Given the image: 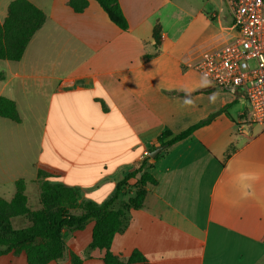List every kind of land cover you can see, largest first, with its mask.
<instances>
[{
	"label": "crops",
	"instance_id": "obj_1",
	"mask_svg": "<svg viewBox=\"0 0 264 264\" xmlns=\"http://www.w3.org/2000/svg\"><path fill=\"white\" fill-rule=\"evenodd\" d=\"M11 1L0 0V24ZM29 1L45 22L19 61L0 60V97L20 118H0V186L24 180L27 207L38 210L39 189L29 198L26 187L42 166L60 174L46 181L100 204L145 153L210 118L145 169L156 184L143 187L142 206L126 214L110 251L126 261L137 250L150 264H264V125L248 121L242 93L216 89L188 67L234 35L224 2L118 0L121 31L94 0L81 13L68 0ZM139 176L119 201L134 197ZM93 226L61 231L82 264H103L89 249ZM0 264L27 262L9 253Z\"/></svg>",
	"mask_w": 264,
	"mask_h": 264
},
{
	"label": "trees",
	"instance_id": "obj_2",
	"mask_svg": "<svg viewBox=\"0 0 264 264\" xmlns=\"http://www.w3.org/2000/svg\"><path fill=\"white\" fill-rule=\"evenodd\" d=\"M107 16L108 20L121 31L128 30V24L120 8L118 0H94ZM67 5L75 13L83 12L88 6V0H68ZM45 22L44 13L29 0H13L8 4L7 15L0 24V60L19 61L34 33ZM161 26L156 23L152 30L154 48L161 39ZM152 55L144 58L149 59ZM0 118L20 123L15 103L5 97H0ZM210 119V118H209ZM209 119L172 136L158 148L150 151L149 157L142 160L138 167L129 170L119 181L111 194L100 204L82 200L77 189L60 184L50 183L46 178L60 176L57 171H45L42 166L37 169L39 182V203L41 208L31 211L27 207L25 182L19 179L15 182V193L10 201L0 198V256L6 254H24L27 264H47L60 260L67 248L61 237V231L82 230L90 220L94 221L91 232L90 250L101 251L103 264H150L137 250L132 251L126 261L120 260L110 251L115 234L125 226L126 214L142 206L146 184L155 185L156 180L145 171L152 168L158 161L161 151L172 144L187 138L198 127ZM164 132L161 137H169ZM153 155V156H152ZM134 197L128 201H119L121 193L127 189V181L135 179ZM26 217L32 222L27 229L14 230L11 219ZM70 264H82V260L73 253L68 254Z\"/></svg>",
	"mask_w": 264,
	"mask_h": 264
},
{
	"label": "built area",
	"instance_id": "obj_3",
	"mask_svg": "<svg viewBox=\"0 0 264 264\" xmlns=\"http://www.w3.org/2000/svg\"><path fill=\"white\" fill-rule=\"evenodd\" d=\"M222 1L234 35L203 51L188 67L216 89L242 93L248 121L264 125V0Z\"/></svg>",
	"mask_w": 264,
	"mask_h": 264
},
{
	"label": "rangeland",
	"instance_id": "obj_4",
	"mask_svg": "<svg viewBox=\"0 0 264 264\" xmlns=\"http://www.w3.org/2000/svg\"><path fill=\"white\" fill-rule=\"evenodd\" d=\"M250 63L253 64L252 61ZM0 64H2V61H0ZM149 155H150V152H147V154L146 155H143V156H144V158H147V157H149ZM38 189H39V182L38 181H37V184H35V183H28L27 184V187H26V195H28L29 198L31 196L36 197ZM14 190H15V184H6L3 187L0 186V195L1 196L4 195V197H8L9 193L11 191H14ZM39 205H40V203H39ZM40 208H41V206L39 207V209ZM31 211H35V210H31ZM17 220H21V223L19 225H17ZM31 224H32V222L30 221V219H28L26 217L18 216V217H14V218L11 219V227L14 230L27 229L28 227L31 226ZM62 240H63V238H62ZM64 244H65V242H64ZM65 246H66V244H65ZM66 248H67V246H66ZM66 251L67 252H65V254L63 255L62 258L66 257L68 259V261H69L68 254L71 253V252L68 250V248H67Z\"/></svg>",
	"mask_w": 264,
	"mask_h": 264
},
{
	"label": "clouds",
	"instance_id": "obj_5",
	"mask_svg": "<svg viewBox=\"0 0 264 264\" xmlns=\"http://www.w3.org/2000/svg\"><path fill=\"white\" fill-rule=\"evenodd\" d=\"M185 103H186V104H191L192 101H191V100H186Z\"/></svg>",
	"mask_w": 264,
	"mask_h": 264
},
{
	"label": "water",
	"instance_id": "obj_6",
	"mask_svg": "<svg viewBox=\"0 0 264 264\" xmlns=\"http://www.w3.org/2000/svg\"><path fill=\"white\" fill-rule=\"evenodd\" d=\"M153 156V155H152Z\"/></svg>",
	"mask_w": 264,
	"mask_h": 264
}]
</instances>
